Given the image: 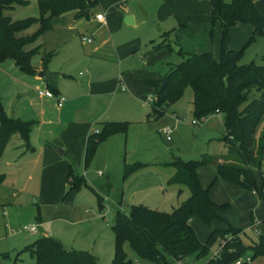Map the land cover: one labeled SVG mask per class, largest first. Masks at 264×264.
<instances>
[{"label":"rangeland","instance_id":"obj_1","mask_svg":"<svg viewBox=\"0 0 264 264\" xmlns=\"http://www.w3.org/2000/svg\"><path fill=\"white\" fill-rule=\"evenodd\" d=\"M98 1L100 3V0ZM128 2L130 0L119 1L116 5L111 4L108 10H102L108 19L107 26L93 22V26L87 29L81 21L73 28L69 25H56L35 40L43 49L58 51L51 58L48 67L61 69L73 77L58 79V94L66 99L67 104L70 103L69 95L78 87V80L89 73L93 79L99 81L112 80L120 77L119 73L122 74L118 83L123 84L125 89L121 90L119 85L115 95L108 91L92 97H83L71 115L85 117L99 113L98 120L122 119L129 122L124 133L117 132L111 137L113 145L99 146L86 165L83 160L78 164L72 162L75 171L83 175L84 182L92 189L82 184L78 189L66 192V186L57 202L46 204L37 200V189L33 191L32 187H25L13 197L16 199L14 203L17 204L12 203L4 209L0 206V264H9L16 249L39 236L41 230L51 232L66 248L92 253L97 264H110L114 247V234L110 224L115 210L128 213L131 203L143 202L150 208L169 211L188 195V189L184 185L169 181L173 170L167 162L175 156L181 159H195L203 152L215 154L222 149V144L212 138L221 133L219 117L209 113L201 121L191 122L197 118L192 113L191 89L188 85L176 99L165 103L164 110L157 115L153 113L151 100H146V103H143V98L142 101H134V89L129 73L133 71L135 75L152 77L156 75L157 70L165 67V63H141L142 51L149 44L144 27L139 21H136V24L124 22L122 13L131 9ZM4 12L12 19L38 14L35 0H27L23 5L16 4ZM68 22H71L70 19ZM36 26L37 23H33L24 32L30 33ZM240 26H249L251 29L249 23ZM250 32L251 30L244 32L242 28L235 31L234 36L229 37L231 47H241ZM79 33H92V41L88 43L81 40ZM249 61L255 64L264 62V33L255 35L242 47L237 62L241 64ZM30 62L32 67L38 66L40 53H34ZM78 71L81 75H78ZM147 85L150 86L144 83L141 91L146 94L145 98L151 96L153 99L154 96ZM37 86L45 87L35 84L32 74L18 70L11 58L0 61V102L7 115L32 119L30 105L36 106L39 102L35 93ZM50 108L53 109V106ZM98 120L92 121L91 124L97 126ZM32 124L30 121L29 127ZM263 124L264 118L256 128L255 137ZM166 126L171 128L169 145L162 140L160 132ZM113 149L118 151L119 156L116 154L110 159L109 155ZM121 159L124 165L139 162L140 166L130 175L123 177ZM0 160L2 161L3 157H0ZM197 171L201 179L199 182L204 187L207 186L213 177V165H199ZM255 176L258 187L261 186L262 189V198L253 190L219 181L218 178L210 188V197L215 202L228 204L220 214L232 227L242 229L239 237L246 243L255 241L258 233L264 231V162L260 164L259 171H255ZM97 195L101 196V199H97ZM250 217L257 225L256 231L248 228ZM191 219L195 223L196 236L201 242L205 240L211 228L222 227L223 224L221 226L219 222L224 223L217 220L207 225L197 217ZM31 223L38 224V231L27 232L21 228L23 224ZM122 247L131 264H158L139 257L126 240L122 242ZM217 247L218 243L214 242L208 251L199 257L190 252L181 261H176L168 255L166 259L168 264H203ZM20 257L24 264H34V258L28 251H23ZM263 263L262 257L255 256L244 264Z\"/></svg>","mask_w":264,"mask_h":264},{"label":"trees","instance_id":"obj_2","mask_svg":"<svg viewBox=\"0 0 264 264\" xmlns=\"http://www.w3.org/2000/svg\"><path fill=\"white\" fill-rule=\"evenodd\" d=\"M35 1L37 16L12 19L4 11L16 4L23 5L27 0H0V61L11 58L14 65L26 73L34 71L30 62L31 56L38 50V45H33L34 41L51 26L52 18L69 10H74L76 17L88 16L89 8L96 0ZM208 3L209 34L215 23L220 28L218 56L213 57L210 51L184 53L183 58L171 64L158 80H149L154 88L150 105L156 114H160L164 104L176 99L188 85L191 89V109L196 118L221 113L224 133L220 139L225 144L222 157L230 160L215 161L207 153H201L195 159L173 157L168 162L174 168L169 181L186 186L188 195L169 211L150 208L143 203L131 204L128 213L116 209L110 224L114 234L110 264H131L122 247L124 240L139 257L158 264H168L166 255L176 261H181L190 252H194L195 257L202 256L214 242L220 245L218 252L209 256L203 264H230L244 254L264 259V231L258 233L255 241L246 243L236 233L241 228L229 225L213 227L201 242L190 223L192 217L199 218L207 225L215 220L225 221L220 211L228 204L217 203L210 197L211 185L218 177L255 191L259 198L263 197L255 171H259L264 159V124L256 137L255 132L264 118V62L239 64L237 61L243 45L237 49L227 48L225 40L228 29L236 22L252 25L246 43L255 35L263 34L264 13L253 0H208ZM33 23H37L35 29L30 33L24 32ZM161 44L167 45L168 42L162 41L153 47ZM46 61L45 58L42 63ZM163 81L164 85L161 86ZM100 124L98 130L86 136L84 165L100 141L114 132H124L127 127L126 120H106ZM29 126L30 121L7 115L0 102V153L13 132H17L28 145ZM202 164H213L215 167V173L205 187L197 177V167ZM139 166V162L126 166L122 176L126 177ZM2 179L3 174L0 173V183ZM66 181V192L86 185L83 175L75 173L71 163ZM97 199H101V196L97 195ZM224 233L233 234V237L221 241ZM25 250L33 256L34 264H97L92 253L66 248L58 238L50 235H39L24 244L15 252L9 264H24L19 253Z\"/></svg>","mask_w":264,"mask_h":264},{"label":"crops","instance_id":"obj_3","mask_svg":"<svg viewBox=\"0 0 264 264\" xmlns=\"http://www.w3.org/2000/svg\"><path fill=\"white\" fill-rule=\"evenodd\" d=\"M119 1L121 2V0H111L104 2L100 0L99 3V1L96 0L95 4L90 6L88 16L76 17L74 15V10L63 12L52 18V24L49 28H53L56 25H69L71 28H73L75 24L80 21L83 25H85L87 29H90L93 26V22H97L107 26L108 19L105 16V12H103L102 10H108L111 4L116 5L119 3ZM253 1L256 7L264 13V0ZM128 3H130L131 9L125 10L122 13V16H124V22L127 24H136V21H139L140 24H142L144 27L146 38L149 44L148 47L143 49L142 51V56L140 57L141 63L150 64L153 61H157V63L160 64L165 63V67H161L159 70H157L156 75H153L152 77H146V75H135L133 71L129 73L132 79V88L134 89V101H142L143 98V103H146V94L142 93L141 91L142 85H144V83L150 85H147L148 89L151 90L150 93L152 96H154V88L153 85L150 84L149 80H158L171 64L176 63L182 59L184 53L210 51L213 57L216 58L218 56L220 28L219 25L215 23L212 28V33L209 34L210 24L208 22V0H130V2ZM96 11L103 12V21L96 20L94 18V14ZM127 12L129 13L126 14ZM69 19L72 24L71 22H68ZM242 24L244 23L236 22L229 28L230 30H228V36H226L225 40L226 47L234 49L238 48L231 47L232 43H230L229 38L231 36H234L235 31L242 28L244 29V32H248L252 29L251 24V29H249V26H240ZM44 32H42L41 34H43ZM79 35L81 37L82 35L86 34L79 33ZM87 36L91 37L92 33H88ZM91 41L92 39L88 41V43ZM162 41L168 42V44H161L158 47H153L154 44ZM170 42L176 44L178 46V49L174 50L170 45ZM35 44L38 45V50L35 53H40V64L36 67H33L34 71L33 73H30L32 74V79L34 80L35 84H42L50 88V90H52L54 93H58V79L71 76L67 75L61 69L48 67L52 60L51 58L58 51H54V49H43L42 46L39 45V43H35L34 41L33 45ZM244 44H246V41L242 45L244 46ZM135 49H132V51H134ZM178 50H181V52H178ZM45 58L47 59V61L45 62V64H43L42 62L43 60H45ZM77 73L78 75H81L80 71H78ZM119 75L120 77L114 78L112 80L109 79L99 81L93 79L89 73L88 75L78 80V87L71 95H69L70 103L68 104L65 103L66 99H64L61 105L58 106L53 98L39 96L36 94V98L39 102L36 106H33L31 104L32 101L29 99V104H31L30 107L32 110L31 112L33 114V118L29 120L32 121L33 124L31 127H29L28 145L24 143L23 139L17 132H13L9 135L0 153V157H3V160H0V173L3 174V179L0 183V206L3 209L14 203L16 199H14L13 197L16 196V193L18 191L23 190V188L25 187H32L33 191H35L36 189L38 190L36 196L37 200L40 203H55L60 199L61 193L67 186L66 174L69 163H71L73 171L77 173L72 162L78 164L81 160H83V151L86 136L91 131L98 130L101 126V121H106L97 119L99 113L94 115H86L85 117L71 115V113L75 111L74 107L77 106V103L81 99H83V97H92L101 92L106 93L108 91L111 92L112 95H115L117 90L119 89V85L121 90L125 89V86L123 84L118 83V81L120 80L119 78L122 77L121 73H119ZM52 106L53 109L50 108ZM153 113L157 115L154 111ZM213 114L219 117L222 129L220 130L221 133L219 136L212 138L222 144V149L215 154L210 152L203 153H207L213 156V159L215 161H228L230 159H225L224 157H222V153H224L225 151V144L220 139V137L224 133L222 116L221 113ZM17 117L23 120H28L26 117ZM94 120H98L99 124H97V126L91 124V122ZM126 121L128 124L129 121ZM117 132L109 134L102 141H100L96 146L94 152L101 145H113V142H111V137H114L115 133ZM55 146L59 148L60 151H58ZM113 148L115 149L114 146ZM114 149L113 152H111L109 155L110 159L116 154H118L119 156L118 151L115 152ZM171 159H173V157ZM263 162L264 159L261 163ZM168 165L174 171L173 166L170 164ZM126 166L128 165H124L123 159H121V169L124 170ZM197 177L201 182L199 171H197ZM218 179H220L219 181H225L227 183L233 184L221 177H218ZM233 185L240 187L236 184ZM85 186L88 187L89 184L86 183ZM107 187H109V184H107ZM249 220V223L253 221L251 217ZM215 221H213V223H215ZM223 222L224 223L219 222L221 226L223 224L222 227H225L227 225L231 226L226 218ZM190 223L192 227H194V231H196L193 219H190ZM36 227V231H38V224H36ZM40 235L53 236L51 232H45L43 230H41ZM18 249H16V251ZM22 252L19 253V257Z\"/></svg>","mask_w":264,"mask_h":264},{"label":"built area","instance_id":"obj_4","mask_svg":"<svg viewBox=\"0 0 264 264\" xmlns=\"http://www.w3.org/2000/svg\"><path fill=\"white\" fill-rule=\"evenodd\" d=\"M121 1H122V0H121ZM94 18H95L96 20L103 21V20H104L103 12H101V11L96 12V13L94 14ZM80 38H81V40L86 41V42H88V41L91 40V37H90V36H87V35H82ZM35 91H36V94L39 95V96H45V97L53 98V99L56 101V104H57L58 106L61 105V103H62L63 100L65 99L63 96L59 95L58 93H54L52 90H50V89H49L48 87H46V86H45V87H36V88H35ZM150 97H151V96H150ZM150 97L147 96L146 99H147V100L149 99V100L152 101L153 99H151ZM203 118H205V116L199 117V118H197V119H192L191 122H192V123H196V122H198V121H201ZM170 131H171V128L168 127V126L162 128V129L160 130V132L162 133V135H163L165 138H167V139L170 138V135H169ZM21 228L24 229V230H26V231H28V232H35L36 229H37L36 224H32V223H31V224H23V225L21 226ZM248 228L251 229V230H253V231H256V225H255V223L252 222V224H251ZM241 230H242V229H241ZM239 232H241V231L236 232L237 235H239ZM231 237H233V234L224 233V234H223V238L221 239V241H222L223 239H230ZM219 247H220V245L218 244L217 249H216L211 255H213V254H217ZM250 260H251V256H250L249 254H244V255H241V256L237 257V258L233 261V263H234V264H240V263H243V262L246 263L247 261H250Z\"/></svg>","mask_w":264,"mask_h":264},{"label":"water","instance_id":"obj_5","mask_svg":"<svg viewBox=\"0 0 264 264\" xmlns=\"http://www.w3.org/2000/svg\"><path fill=\"white\" fill-rule=\"evenodd\" d=\"M171 46H172V48H173L174 50H177V49H178V46H177L176 44H174V43H171ZM163 85H164V81L161 83V86H163ZM161 138H162V140H163L167 145L170 144L169 139L165 138L163 135H161ZM55 148H56L58 151H60V149L57 148L56 146H55Z\"/></svg>","mask_w":264,"mask_h":264}]
</instances>
